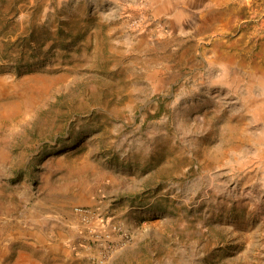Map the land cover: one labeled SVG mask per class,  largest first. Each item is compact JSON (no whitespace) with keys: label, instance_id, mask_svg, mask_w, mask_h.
Returning a JSON list of instances; mask_svg holds the SVG:
<instances>
[{"label":"rangeland","instance_id":"374dc122","mask_svg":"<svg viewBox=\"0 0 264 264\" xmlns=\"http://www.w3.org/2000/svg\"><path fill=\"white\" fill-rule=\"evenodd\" d=\"M75 205L102 264H264V0H0V264H99Z\"/></svg>","mask_w":264,"mask_h":264},{"label":"built area","instance_id":"2783aa9c","mask_svg":"<svg viewBox=\"0 0 264 264\" xmlns=\"http://www.w3.org/2000/svg\"><path fill=\"white\" fill-rule=\"evenodd\" d=\"M83 234L86 244L92 249L91 258L99 264L108 261L116 252V245L111 238V233L119 232V225L110 220H105L104 214L97 208L88 205H75L72 207ZM121 239L128 238L127 234L120 231Z\"/></svg>","mask_w":264,"mask_h":264},{"label":"trees","instance_id":"16d2710c","mask_svg":"<svg viewBox=\"0 0 264 264\" xmlns=\"http://www.w3.org/2000/svg\"><path fill=\"white\" fill-rule=\"evenodd\" d=\"M31 38H33V37L30 34L29 37H19V38H17L15 42H18V43H21V42L23 43L24 42L27 46L30 47L31 45H29L30 44L29 41H30ZM31 48H33V46H31ZM39 49H40V46H39Z\"/></svg>","mask_w":264,"mask_h":264}]
</instances>
